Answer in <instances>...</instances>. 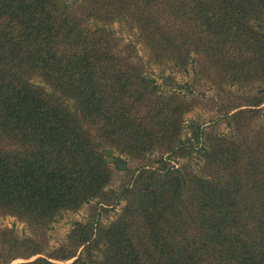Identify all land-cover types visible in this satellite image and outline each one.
Listing matches in <instances>:
<instances>
[{
	"label": "trees",
	"instance_id": "trees-1",
	"mask_svg": "<svg viewBox=\"0 0 264 264\" xmlns=\"http://www.w3.org/2000/svg\"><path fill=\"white\" fill-rule=\"evenodd\" d=\"M152 64L203 65L220 115L187 120ZM262 105L264 0H0V215L30 230L0 228V264H264Z\"/></svg>",
	"mask_w": 264,
	"mask_h": 264
},
{
	"label": "rangeland",
	"instance_id": "rangeland-1",
	"mask_svg": "<svg viewBox=\"0 0 264 264\" xmlns=\"http://www.w3.org/2000/svg\"><path fill=\"white\" fill-rule=\"evenodd\" d=\"M127 34L128 36H130V32ZM139 48L140 55L145 61H148V53H145V51L143 52L141 47ZM160 66L161 65L159 64H152V66L150 67H153L154 71L148 72L152 73V76L157 78L159 84L163 85L164 90L170 89V87H167V84L163 83L164 78L172 77L173 80H175L177 83L183 85V89L179 90L182 94L193 91V96H189V99L191 100L189 101L190 109L186 115L187 120H195L201 124L204 123L206 125H209V122L211 120L220 115L221 110H216V105L213 99L218 98V95H216L217 91L218 93H221V90L219 88L217 90V86L214 85L212 76L208 73V71H206L203 65H198V71H172L169 68H165L164 71V69ZM186 83L189 84L190 88L189 86H185ZM224 98L223 100L225 103V107L223 108V110H227L230 105L234 104L237 101V99L231 96L230 93L228 94V92H225ZM262 107H264V105H262ZM262 123H264V109L260 117H257L253 121H250L251 127ZM216 127L218 132L226 133L230 130V128L227 126V123H225L224 121H221L216 125ZM188 162H190V160H188L187 157H181L179 158V162L177 164L181 165ZM190 163L193 164V162ZM139 164L140 161H134L131 164V168L134 169ZM116 182H118V179H116ZM91 210V207L85 206L77 212H64L62 215L58 216L56 221L52 223L51 229L46 234L47 240H45L44 242L47 241V244L44 245V247L47 248V252H44V254L42 255H49L48 253L52 251V249L63 245L66 241V236L68 235L73 222L84 220L89 216ZM118 211H120V206L116 208V211L109 213L108 217L103 216L102 221L106 223L114 219ZM5 227L14 228L20 236L29 234L30 232L27 224L18 220L17 218L12 216L0 215V228ZM23 262V260H16L12 264H20Z\"/></svg>",
	"mask_w": 264,
	"mask_h": 264
}]
</instances>
